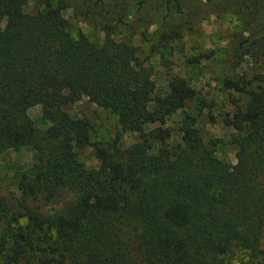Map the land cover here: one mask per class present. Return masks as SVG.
<instances>
[{"label":"trees","instance_id":"16d2710c","mask_svg":"<svg viewBox=\"0 0 264 264\" xmlns=\"http://www.w3.org/2000/svg\"><path fill=\"white\" fill-rule=\"evenodd\" d=\"M74 1V2H73ZM148 0H0V153L27 145L32 161L10 176L17 194H0V264H264V77L224 75L234 110L221 121L235 162L219 160L195 126L187 103L196 90L179 75L156 87L151 58L171 70L175 29L163 30L145 56L118 36L128 9ZM94 17V43L72 36L62 11ZM131 5V7H130ZM181 0H159L161 21L180 14ZM263 24V34L238 39L237 56L264 54V0H223ZM241 49V50H240ZM243 50V51H242ZM213 51L190 57L209 60ZM84 97L116 118L135 140L124 149L93 143L90 125L65 107ZM34 106L42 132L27 117ZM212 102H197L214 120ZM177 116L179 141L168 145ZM159 145V148H155ZM90 147L96 168L78 151Z\"/></svg>","mask_w":264,"mask_h":264},{"label":"rangeland","instance_id":"374dc122","mask_svg":"<svg viewBox=\"0 0 264 264\" xmlns=\"http://www.w3.org/2000/svg\"><path fill=\"white\" fill-rule=\"evenodd\" d=\"M40 1L29 0L27 10L36 11L40 7ZM181 1L183 2L181 13H172L164 22L160 20L159 0H148L139 12L129 8L124 24L117 26L118 36L136 46L137 55L143 57L149 45L157 41L161 31L175 29L179 32L178 38L171 42L173 55L169 72L158 65L156 55L151 58L155 85L164 90L166 82L173 75L182 76L188 81L197 93L195 99L187 103V109L196 115L195 126L200 137L205 142L213 144L214 154L219 160L233 164L235 147L232 144V137L236 133L223 125L221 116L224 112L234 110L227 100L228 96L238 98L239 107L245 105L246 99L236 93L224 91L220 80L224 75L232 78L243 75L248 79L254 75L264 77V54L249 50L247 55L243 56L240 53L237 56L236 50L238 39L262 35L263 24L234 13L227 6H223V0ZM73 2H69V5ZM75 3L82 10L86 0H76ZM79 9L70 5L62 11V16L68 22L70 34L77 36L81 32L91 42L100 43L102 35L95 18L84 17ZM210 50L213 51V56L209 60H202L198 64L188 63L186 60ZM200 100L206 103L212 102L211 113L214 120L210 121L207 118L205 110L197 113L195 108ZM65 110L71 117L87 119L90 125V139L93 143L110 148L115 137L119 135L117 147L124 149L135 140L133 134L120 132L113 114L88 102L84 97L67 105ZM26 115L32 121L37 134L42 132L45 122L40 117L39 107L29 108ZM177 122L178 118L175 116L168 123L173 134L167 142L168 145L179 141L176 131ZM155 148H159V145H155ZM32 157L33 152L27 145L18 147L16 151L7 149L0 153V194L5 196L17 194L10 179L14 172L12 167L23 168L32 161ZM78 159L86 167H97V161L90 147L79 150Z\"/></svg>","mask_w":264,"mask_h":264}]
</instances>
